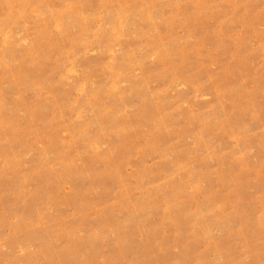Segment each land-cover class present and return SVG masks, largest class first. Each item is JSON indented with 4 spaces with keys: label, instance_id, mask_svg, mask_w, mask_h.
I'll use <instances>...</instances> for the list:
<instances>
[{
    "label": "rangeland",
    "instance_id": "1",
    "mask_svg": "<svg viewBox=\"0 0 264 264\" xmlns=\"http://www.w3.org/2000/svg\"><path fill=\"white\" fill-rule=\"evenodd\" d=\"M264 0H0V264H261Z\"/></svg>",
    "mask_w": 264,
    "mask_h": 264
},
{
    "label": "snow or ice",
    "instance_id": "2",
    "mask_svg": "<svg viewBox=\"0 0 264 264\" xmlns=\"http://www.w3.org/2000/svg\"><path fill=\"white\" fill-rule=\"evenodd\" d=\"M250 264H251V262H250ZM261 264H264V260L261 261Z\"/></svg>",
    "mask_w": 264,
    "mask_h": 264
}]
</instances>
